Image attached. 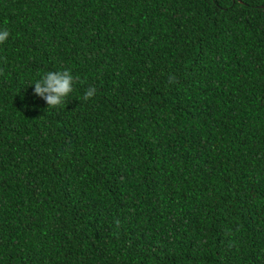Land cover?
<instances>
[{
  "label": "trees",
  "instance_id": "1",
  "mask_svg": "<svg viewBox=\"0 0 264 264\" xmlns=\"http://www.w3.org/2000/svg\"><path fill=\"white\" fill-rule=\"evenodd\" d=\"M0 28V264H264V0H0Z\"/></svg>",
  "mask_w": 264,
  "mask_h": 264
},
{
  "label": "clouds",
  "instance_id": "2",
  "mask_svg": "<svg viewBox=\"0 0 264 264\" xmlns=\"http://www.w3.org/2000/svg\"><path fill=\"white\" fill-rule=\"evenodd\" d=\"M9 35L7 28H0V45L7 41ZM73 83L74 78L69 70L48 71L34 83V95L46 102L47 109L56 108L63 105L66 98L73 92ZM95 94V87H89L83 99L87 101Z\"/></svg>",
  "mask_w": 264,
  "mask_h": 264
}]
</instances>
